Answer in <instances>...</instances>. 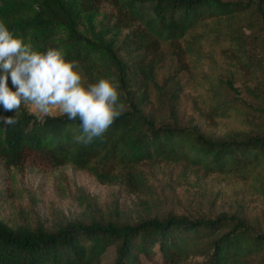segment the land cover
Instances as JSON below:
<instances>
[{
	"label": "trees",
	"instance_id": "trees-1",
	"mask_svg": "<svg viewBox=\"0 0 264 264\" xmlns=\"http://www.w3.org/2000/svg\"><path fill=\"white\" fill-rule=\"evenodd\" d=\"M100 3L17 0L13 8L21 5L27 12L3 22L17 37H31L37 52L63 49L66 60L79 61L86 83L116 77L126 111L87 146L75 141L82 133L78 119L60 115L41 121L22 111L15 125L0 121V154L7 163H19L29 151H45L133 195L149 191L141 165L173 162L182 164L184 173L194 169L233 176L251 195L264 199L263 135L235 129L210 138L191 126L159 125L145 112L167 46L177 54L184 47V56L199 57L201 47L188 36L200 30L199 44L203 37L223 39L230 44L229 55L244 60L243 35L264 32V0H114L115 18L102 12ZM6 13L9 8L1 7L0 17ZM126 19L138 26L132 28ZM225 84L209 92V113L216 118H232L247 108L233 81ZM173 92L178 101L179 87ZM16 115L0 112V117ZM251 121L254 130L264 133L263 122ZM111 247L116 251L111 264H143L142 256L153 259L156 254L161 264H184L191 256H203L200 264H264V229L236 213L169 215L136 224L68 222L56 232L0 218V264H101Z\"/></svg>",
	"mask_w": 264,
	"mask_h": 264
},
{
	"label": "rangeland",
	"instance_id": "rangeland-1",
	"mask_svg": "<svg viewBox=\"0 0 264 264\" xmlns=\"http://www.w3.org/2000/svg\"><path fill=\"white\" fill-rule=\"evenodd\" d=\"M16 1L0 0V8H9L0 21L27 12L21 5L13 8ZM100 1L101 11L115 18L114 0ZM126 21L132 23V28L138 26L130 19ZM200 35L203 32L197 30L188 36L192 45L201 47L199 57L184 56V47L180 51L183 54H177L173 46L166 47V59L157 71L151 103L145 112L159 125L191 126L210 138L235 129L264 136L254 130L251 121L264 123V32L246 31L241 61L229 55V42L210 36L203 37L199 44ZM24 41L31 42L34 49L31 37ZM228 80L233 81L247 108L232 118H216L209 113V92L213 85H226ZM8 86L17 90L10 77ZM178 87L180 96L175 101L173 91ZM22 111L39 115L34 106H24L23 101ZM0 112L17 114L16 110L6 111L2 105ZM242 114L250 118V125ZM60 115L54 109L50 116ZM140 169L147 175L149 191L129 195L120 184H103L88 171L69 161L55 160L45 151H29L17 164L7 163L0 154V218L11 225H42L56 232L68 222L136 224L146 218L162 219L169 215L197 218L236 213L264 229V199L251 195L233 176L205 175L194 169L184 173L182 164L173 162L145 163ZM115 255V248L111 247L101 264L113 263ZM204 259L191 256L184 264H200ZM142 262L161 264L160 254L153 259L142 256Z\"/></svg>",
	"mask_w": 264,
	"mask_h": 264
},
{
	"label": "clouds",
	"instance_id": "clouds-1",
	"mask_svg": "<svg viewBox=\"0 0 264 264\" xmlns=\"http://www.w3.org/2000/svg\"><path fill=\"white\" fill-rule=\"evenodd\" d=\"M63 49L37 52L31 42L17 37L0 21V105L16 110L15 117H0L6 125L18 123L21 104L34 106L43 121L58 109L69 120L80 121L76 143L90 145L104 136L125 111L116 77L86 83L80 63L66 60ZM9 77L16 91L8 86Z\"/></svg>",
	"mask_w": 264,
	"mask_h": 264
}]
</instances>
